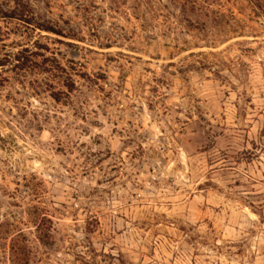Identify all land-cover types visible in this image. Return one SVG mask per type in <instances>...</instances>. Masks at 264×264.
<instances>
[{"label": "rangeland", "instance_id": "374dc122", "mask_svg": "<svg viewBox=\"0 0 264 264\" xmlns=\"http://www.w3.org/2000/svg\"><path fill=\"white\" fill-rule=\"evenodd\" d=\"M146 1L0 0V264H264V0Z\"/></svg>", "mask_w": 264, "mask_h": 264}, {"label": "trees", "instance_id": "16d2710c", "mask_svg": "<svg viewBox=\"0 0 264 264\" xmlns=\"http://www.w3.org/2000/svg\"><path fill=\"white\" fill-rule=\"evenodd\" d=\"M141 1V0H140ZM143 2H144V5L145 6H148L149 4H150V2L149 1H146V0H142ZM142 3V2H141ZM140 3V4H141ZM20 17H23V16H20ZM21 20H23V21H26V20H24L23 18H20ZM46 29H48V30H52V28H46ZM53 31V30H52ZM7 57H6V55L5 56H3V57H1L0 56V68H3V67H5L6 65H8L7 64ZM17 236H18V238H14L13 239V246H12V250H13V252H15V254L17 253V250H20V248L21 247H17V246H15V244H27L26 242H27V239L25 238V237H23V235H22V232H21V230L18 232V234H17ZM23 238V239H22ZM20 253H22V255L24 256V258H21L20 256H17V263H19V264H28L29 263V255L27 254V252H23V250H21L20 251ZM18 255V254H17ZM24 261V262H23ZM23 262V263H22Z\"/></svg>", "mask_w": 264, "mask_h": 264}]
</instances>
